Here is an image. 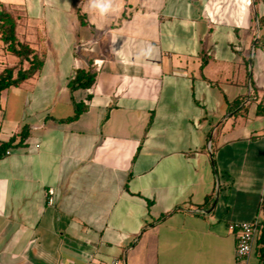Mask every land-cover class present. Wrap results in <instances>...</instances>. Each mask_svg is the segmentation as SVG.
Segmentation results:
<instances>
[{
	"label": "crops",
	"instance_id": "obj_1",
	"mask_svg": "<svg viewBox=\"0 0 264 264\" xmlns=\"http://www.w3.org/2000/svg\"><path fill=\"white\" fill-rule=\"evenodd\" d=\"M87 3L0 0L44 59L0 95V264H236L229 225L264 223V0Z\"/></svg>",
	"mask_w": 264,
	"mask_h": 264
},
{
	"label": "trees",
	"instance_id": "obj_2",
	"mask_svg": "<svg viewBox=\"0 0 264 264\" xmlns=\"http://www.w3.org/2000/svg\"><path fill=\"white\" fill-rule=\"evenodd\" d=\"M17 22L15 17L5 9L0 8V46H3L7 52L19 57L22 61H28L30 67L26 70L20 69L17 76L14 77V70L6 68L0 71V95L10 88L18 87L26 80L33 78L43 67V57L30 48L29 45L19 42L16 34ZM96 74L91 69L77 71L75 79L69 83L71 93L78 89H89L95 82ZM75 113L73 116L63 120L64 122H71L77 120L85 111L86 107L74 103ZM21 143L27 138L26 128L21 133ZM11 142L0 144V156L5 149L9 147ZM263 248L261 249V256L264 257V235L261 239Z\"/></svg>",
	"mask_w": 264,
	"mask_h": 264
},
{
	"label": "built area",
	"instance_id": "obj_3",
	"mask_svg": "<svg viewBox=\"0 0 264 264\" xmlns=\"http://www.w3.org/2000/svg\"><path fill=\"white\" fill-rule=\"evenodd\" d=\"M9 153L6 152V154ZM262 228H264V223L259 219L252 222H236L229 225L231 231L238 233L235 251L236 264H249V258L255 251ZM111 264H120V262L119 260H114Z\"/></svg>",
	"mask_w": 264,
	"mask_h": 264
},
{
	"label": "clouds",
	"instance_id": "obj_4",
	"mask_svg": "<svg viewBox=\"0 0 264 264\" xmlns=\"http://www.w3.org/2000/svg\"><path fill=\"white\" fill-rule=\"evenodd\" d=\"M114 2L115 0H88L85 11L97 14L99 17L104 18L114 11ZM151 52L152 49L149 47L147 51L142 52V55L150 56Z\"/></svg>",
	"mask_w": 264,
	"mask_h": 264
}]
</instances>
